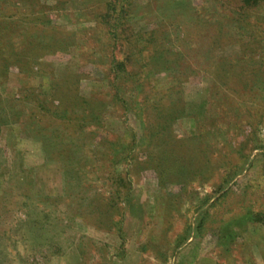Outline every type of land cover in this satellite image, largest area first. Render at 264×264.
Listing matches in <instances>:
<instances>
[{
	"label": "rangeland",
	"instance_id": "374dc122",
	"mask_svg": "<svg viewBox=\"0 0 264 264\" xmlns=\"http://www.w3.org/2000/svg\"><path fill=\"white\" fill-rule=\"evenodd\" d=\"M0 264H264V6L0 0Z\"/></svg>",
	"mask_w": 264,
	"mask_h": 264
},
{
	"label": "trees",
	"instance_id": "16d2710c",
	"mask_svg": "<svg viewBox=\"0 0 264 264\" xmlns=\"http://www.w3.org/2000/svg\"><path fill=\"white\" fill-rule=\"evenodd\" d=\"M239 2H241V4H243V6L245 7H257V6H260V5H263L264 6V0H238ZM118 18L121 19V16H119ZM112 34V37L114 39V42L117 41V35H118V31L117 30H113V32L111 33ZM116 62V60H115ZM113 73L115 74V78L114 79H126V75H127V70H126V66L124 64V62H118L114 65L113 67ZM233 180V176H230L229 178L225 179L223 181V184L219 186V190H222V188L224 187H221V186H226L228 183H230L231 181ZM122 185H125V180H124V183ZM227 196V193L224 195V197H221L222 198H225ZM217 201H220L217 200ZM215 205H213V207H215ZM210 216V214H208ZM207 215L204 216V218L201 220V222L199 223L198 225V230L201 231L203 229V226L204 224L206 223V218ZM259 214H256V217H258ZM242 217L238 216L234 219H231L230 221H225L222 223V226L220 227L219 231H220V235L219 238L221 240V242L223 243H226V244H229L230 242L234 241L236 238L240 237L238 235V232H235L233 231L232 228V225H233V222L236 221V220H239L241 219ZM255 221L258 220V221H261V219H258V218H255L254 219ZM246 222V221H245ZM248 222V221H247Z\"/></svg>",
	"mask_w": 264,
	"mask_h": 264
}]
</instances>
